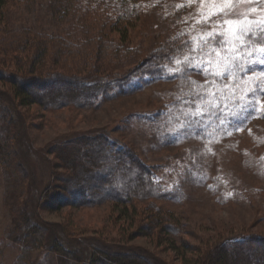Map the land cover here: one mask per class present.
Listing matches in <instances>:
<instances>
[{"label": "rangeland", "instance_id": "374dc122", "mask_svg": "<svg viewBox=\"0 0 264 264\" xmlns=\"http://www.w3.org/2000/svg\"><path fill=\"white\" fill-rule=\"evenodd\" d=\"M87 1L11 3L5 23L11 30L24 27L81 40L90 33L85 26L91 28V19L100 17L91 15L96 10L86 11ZM134 1L139 10L123 41L110 34L130 52L118 58L113 73L121 77L147 61L122 85L82 109L14 103L18 115L8 125L18 130L13 163L27 173L10 198L0 161V264H80L58 248L39 250L29 235L15 236L22 211L36 197L46 233L60 231L67 247H99L107 256L96 249L95 256L106 263L115 254L142 264H181L182 257L195 260L223 242L264 238V0ZM163 42L174 48L155 56ZM14 73L0 65V110L10 107L13 86H20ZM84 135H103L107 142L99 147L106 156L127 148L148 168L158 190L154 198L134 201L128 213L131 207L140 212L153 205L176 219V233L162 236L155 230L142 236L138 224L128 227L123 213L118 219L120 208L113 202L80 207L53 199L62 193L54 147ZM123 235L131 240L120 241ZM225 246L235 252L238 244Z\"/></svg>", "mask_w": 264, "mask_h": 264}, {"label": "trees", "instance_id": "16d2710c", "mask_svg": "<svg viewBox=\"0 0 264 264\" xmlns=\"http://www.w3.org/2000/svg\"><path fill=\"white\" fill-rule=\"evenodd\" d=\"M29 1L0 0V65L3 68H12L20 84L19 87L13 86L10 107L4 104L6 107L0 110L3 112L0 114V161L3 174L6 176L5 191L10 194V198L11 193H16L23 187V177L20 175L24 176L27 173L21 164L15 166L13 163L16 155L13 144L18 139L15 135L18 130L12 127L8 129V125L12 124L9 118L14 119L15 114L18 115L14 103L18 108L37 104L46 110H59L69 106L76 109L86 108L98 97L105 96L114 87L122 85L134 70H139L147 61L142 59L123 72L121 77L113 73L118 58L125 59L130 52L113 41L110 34L118 33L120 40L123 41L128 23L136 17L139 10L136 1L88 0L86 11L96 10L97 12L91 15L100 17L89 20L91 28L84 25L90 33L84 34L85 38L81 40L66 39L59 32L50 35L24 27L9 29L5 22L7 9L12 6L11 3L18 7L27 5ZM171 48L174 47L170 42H163L155 56L162 57L164 52L168 50L170 52ZM111 56L115 58L112 59ZM262 116L264 119V110ZM106 142L103 135H84L66 140L64 145L54 147L56 158L60 161L59 168L62 169L61 173H56L55 179L61 183L59 189L62 193L56 192L53 199L60 201L61 205L80 207H92L104 201L113 202L120 208L118 219L123 213L124 219L128 218L129 228L138 224L136 230L140 235L146 233L152 235L155 230H159L162 236L176 233L178 226L176 219L171 215L161 213L153 208V205L140 212L134 209L132 205L134 201L154 198L158 188L150 180L148 168L127 148L111 149L113 156H106L104 149L99 147V144L103 145L101 143L105 146ZM91 146L96 148H90ZM103 196L106 198H102ZM16 200L13 196L11 201ZM31 204L27 211H22L24 221L19 223L14 234L18 238L31 236L36 245L40 243L39 250L46 248L51 252L52 249L58 248L59 252L71 256L80 264H142L138 258L123 261L115 254L112 255L114 256L112 259L108 258L110 263H106V259H97L95 256V249L98 254L107 256L99 247H90L85 251L74 244L71 247L61 244L63 236L60 231L46 233L40 225L38 218L40 206H43L40 197L33 199ZM130 206L134 208L131 207L132 210L128 213ZM119 238L122 242L131 240L128 237L125 239L124 235ZM227 243L238 244L235 252L226 249ZM173 249L172 246L169 250ZM252 254H255L254 257H250ZM181 264H264V238H240L223 242L195 260H186L182 257Z\"/></svg>", "mask_w": 264, "mask_h": 264}, {"label": "snow or ice", "instance_id": "6c2138e0", "mask_svg": "<svg viewBox=\"0 0 264 264\" xmlns=\"http://www.w3.org/2000/svg\"><path fill=\"white\" fill-rule=\"evenodd\" d=\"M224 3H225V5H227L228 3H230V0H224ZM253 11H255V9H253ZM225 23H231V22L225 21ZM209 35H211V33ZM249 35H251V34L249 33Z\"/></svg>", "mask_w": 264, "mask_h": 264}]
</instances>
